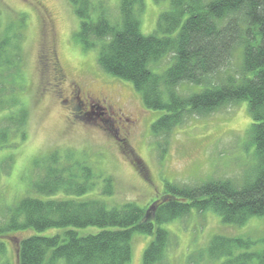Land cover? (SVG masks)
<instances>
[{
  "label": "trees",
  "instance_id": "trees-1",
  "mask_svg": "<svg viewBox=\"0 0 264 264\" xmlns=\"http://www.w3.org/2000/svg\"><path fill=\"white\" fill-rule=\"evenodd\" d=\"M162 1L168 6L154 33L143 36L134 14L143 0H118L115 18L110 0H68L79 22L73 38L85 51L98 49L97 68L130 84L146 110L161 113L151 125L152 137L166 138L191 118L247 103L256 159L251 179L183 188L166 183L146 208L134 203L109 208L102 199L86 196L96 185L88 165L71 155L68 163L50 155L34 163L41 162L44 172L31 186L36 197L7 208L0 222V257L3 236L31 231L34 235L18 242L17 264H130L132 236L142 234L151 237L142 264H169L165 253L171 243L163 226L192 211H211L226 227L264 217V0H154ZM25 17L4 22L0 14V123L5 126L0 149L16 148L26 134L27 111L19 99L26 88ZM165 59L169 62L162 67ZM10 138L17 141L9 143ZM115 142L121 152L128 147L122 138ZM129 161L141 170L139 160L130 155ZM110 182L101 179L103 196H112ZM60 193L64 197H56ZM86 228L99 231L79 235L77 230ZM53 230L60 233L40 236ZM260 244L217 236L208 252L217 260L233 256L222 264H254V258L264 264V247L250 251ZM232 250L241 252L234 256Z\"/></svg>",
  "mask_w": 264,
  "mask_h": 264
},
{
  "label": "rangeland",
  "instance_id": "rangeland-1",
  "mask_svg": "<svg viewBox=\"0 0 264 264\" xmlns=\"http://www.w3.org/2000/svg\"><path fill=\"white\" fill-rule=\"evenodd\" d=\"M117 1L110 0L109 3L112 18L117 16ZM142 3V10L134 14L141 34L149 36L154 33L158 17L168 5L154 0H143ZM0 14L4 22L17 18L19 14L26 16L21 50L26 88L19 99L27 111L23 143L16 148L4 146L0 149V222L7 208L24 197L35 196L31 186L44 172L41 171V162L35 166L34 163L54 154L60 156L62 163H66L71 155L88 165L96 177V185L86 196L102 199L109 208L127 203L146 208L162 194L166 183L183 188L224 179L235 184L242 179H251L256 159L247 103L231 105L208 117L191 118L166 138L152 137L151 125L161 113L146 110L130 84L111 78L97 68L98 49L85 51L73 38L79 22L68 0H0ZM50 49L55 51L56 60L68 81L78 82L91 94L104 96L121 109L126 118L136 121L135 126L128 129V147L123 152L115 142V128L109 116L98 110L102 105L95 104V101L90 112L92 121L89 122L92 124L68 122L70 109L61 106L58 99L47 91L46 80L50 74L40 59ZM165 60L160 64L162 67L168 61ZM180 91L185 92V89ZM2 123L0 132L5 128ZM99 124H103L102 129ZM6 136L12 135L8 133ZM116 137L122 138L123 134L120 132ZM15 141L10 138L9 143ZM130 155L139 160L140 171L131 165ZM76 175L82 174L78 172ZM103 177L111 180L112 196L101 194ZM79 178L82 180L83 176ZM62 195L56 197H64ZM163 230L170 237L171 245L165 253L169 264H222L233 258L217 260L210 256L208 249L217 236L264 243V217L249 218L240 227H226L211 211H192L186 217L166 224ZM77 231L79 235H87L99 230L86 228ZM59 233L45 231L40 236L51 237ZM31 235L34 233L27 231L3 236L5 252L0 257V264H17L18 242ZM150 240L151 237L133 234L130 264H142ZM254 245L250 251L256 252L264 247L263 244ZM238 252L241 251H233L234 256ZM252 261L257 262L255 258Z\"/></svg>",
  "mask_w": 264,
  "mask_h": 264
},
{
  "label": "flooded vegetation",
  "instance_id": "flooded-vegetation-1",
  "mask_svg": "<svg viewBox=\"0 0 264 264\" xmlns=\"http://www.w3.org/2000/svg\"><path fill=\"white\" fill-rule=\"evenodd\" d=\"M56 59L55 51L50 49L46 54H42L40 60L43 67L46 65L45 68L50 74L46 80L47 91L58 99L61 106L70 109V119L68 122L83 123L87 120L91 116L90 112L93 110L95 101V104L102 105V108L100 107L98 110L103 111L109 116V120H111L113 128H115V138L121 132L123 134L122 141L126 142L128 129L133 128L136 121L130 120L128 117L126 118L122 110L115 107L104 96L91 94L83 86L79 85L78 82H74L73 80L68 81L64 70H62L59 61ZM102 126L103 124H99L101 129Z\"/></svg>",
  "mask_w": 264,
  "mask_h": 264
}]
</instances>
